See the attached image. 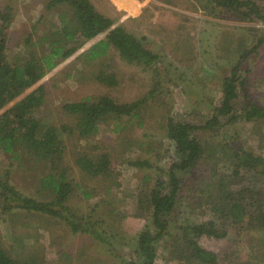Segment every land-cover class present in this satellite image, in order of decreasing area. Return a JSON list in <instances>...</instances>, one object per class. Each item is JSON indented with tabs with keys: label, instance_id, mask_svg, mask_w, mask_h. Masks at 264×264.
I'll use <instances>...</instances> for the list:
<instances>
[{
	"label": "trees",
	"instance_id": "obj_1",
	"mask_svg": "<svg viewBox=\"0 0 264 264\" xmlns=\"http://www.w3.org/2000/svg\"><path fill=\"white\" fill-rule=\"evenodd\" d=\"M200 1L210 11L220 9V12H229L240 21L264 22V5L255 0ZM46 8H61L51 31L36 35L37 26L32 27L23 40L21 52L12 54L8 48V31L13 9L10 5H0V153L7 155L8 166L19 163L25 155L30 156L29 160L35 164L40 163L44 167L38 178L40 191L50 192L53 197L39 200L26 196L12 184L8 167L0 175L1 212L24 211L57 218L72 233L90 236L116 257L124 258L123 250L128 248L135 256L122 259L124 264H155L161 241L173 233L171 246L179 250V264L186 261L218 264V255L200 244V238L204 236L224 239L234 232L240 234L241 229L254 228L258 231L257 241L264 247V157L242 145L231 146L229 140L225 146L214 147L215 153L212 154L213 146L198 138L199 131L264 119V105L247 102L235 109L239 103L238 87L244 88L240 66L264 43V34L260 33L251 48L238 54L230 73L223 78L221 92L207 119L194 123L167 117L165 132L171 143L156 142L157 146L165 145L163 153L169 158L164 169L153 165L144 156L133 158L136 149H142L145 143L131 137L130 129H126L143 126L142 114L148 94L128 102L117 100L119 98L109 92L86 96L63 105L71 123L56 125L38 119L46 94L41 79L100 35L103 37L81 53L90 62H104L112 50L120 60L138 67L147 68L162 60L158 53L145 46L142 39L98 11L91 0H48ZM183 44L187 46L186 41ZM183 52L185 50L181 49L180 53ZM95 78L109 86L118 84L116 74L101 67ZM122 119L125 120L122 122ZM105 124H113L111 130L120 141L121 148H117L116 152L122 155L129 153L130 159L121 161L127 162V166L153 168L157 173L148 191L140 186L138 193L127 199L135 209L134 215L144 220V224L129 239L105 228L104 219L94 216L99 205L106 207L107 214L116 211L115 207L107 206L109 203H103V199L87 212L74 210L69 204L70 198L75 195L82 200L91 199L98 194L96 186L109 190L113 182L110 179L112 155L101 144L94 147V153L84 147L74 153L73 166L67 165L62 160L65 144L61 133L75 132L80 140L89 141ZM146 144L151 146L153 140ZM171 146L172 152L169 150ZM145 151L148 152L147 149ZM204 158H212L216 163L198 175L197 168ZM150 177L146 174L143 180ZM89 182L96 186L90 187ZM242 186H247V193H239ZM191 191L195 193H189ZM198 209L212 217L191 221V216ZM178 210L181 211V221L173 224ZM250 262L252 259L248 258ZM0 264L44 263L39 257L26 259L14 256L0 245ZM80 264L86 263L81 260Z\"/></svg>",
	"mask_w": 264,
	"mask_h": 264
},
{
	"label": "rangeland",
	"instance_id": "obj_2",
	"mask_svg": "<svg viewBox=\"0 0 264 264\" xmlns=\"http://www.w3.org/2000/svg\"><path fill=\"white\" fill-rule=\"evenodd\" d=\"M91 1L98 11L112 18L116 25L125 26L137 38L142 39L145 46L158 53L162 60L147 68L138 67L120 60L112 50L104 62H90L81 53L103 37L100 35L41 79L46 94L37 117L42 122L56 125L71 123L62 108L67 102L107 92L121 102L148 94V102L142 114L143 126H129L126 129H130L131 137L145 143L143 150L136 149L133 158L144 156L153 165L165 169L169 159L163 153L165 145L157 146L156 142L171 143L165 132L167 117L194 123H202L207 119L221 92L223 78L230 73L238 54L251 48L260 33L264 34V22L240 21L229 12H220V9L210 11L200 0ZM255 1L264 5V0ZM47 2L48 0H0V5H10L13 9L8 31L9 52H21L23 40L32 27L37 26L36 35L46 30L51 31L56 14L61 8L47 9ZM180 40L183 43L186 41L187 46ZM181 49L185 50L183 54L180 53ZM100 67L109 73H115L118 84L109 86L99 82L95 75ZM239 73L244 81V88L240 85L238 87L239 103L235 105V109L247 102L264 105V43L241 64ZM111 127L113 124L103 125L97 136L89 141L80 140L75 132L61 133L65 144L62 160L67 165L73 166L74 153L84 147L94 153V147L101 144L112 155L110 179L113 182L109 185V190L105 191L101 186L89 182L90 187L96 186L98 194L89 200H82L75 195L70 198L69 204L74 210L87 212L92 205L103 199V203H109L107 206L115 207L116 211L107 214L106 207L99 205L95 208L94 216L104 219L105 228L118 233L119 237L129 239L144 224V220L134 215L135 209L127 199L138 193L140 186L148 191L157 173L153 168L127 166V162L121 161L130 159V156L129 153L122 155L116 152L121 146ZM198 138L213 146L212 154L215 153L214 147L225 146V142L229 140L231 146L242 145L264 157V119L199 131ZM150 140H153V144L147 146L146 143ZM169 150L172 152V146ZM28 157L30 156L25 155L19 163L14 162L8 166L7 155L0 153V175L9 167L11 182L19 191L39 200H50L53 197L50 192L40 191L39 187L38 178L44 167L40 163L35 164ZM214 163L216 161L213 162L212 158H204L196 174L200 175ZM146 174L151 177L144 181ZM246 187L242 186L239 193H247ZM181 217V211L178 210L172 223H178ZM211 217L208 212L198 209L190 219L202 221ZM241 230L240 234L234 232L224 239L201 237L200 244L218 255V264H264V247L257 241L258 231L254 228ZM172 235L161 241L155 264H179V250L171 246L174 239ZM0 245L14 256L26 259L39 257L44 264H80L81 260L86 264H124L122 259L135 256L125 248L124 258L116 257L90 236L72 233L59 219L24 211L2 213L0 210ZM81 256L83 258L79 259ZM248 258L252 262L248 263ZM183 264L197 263L186 261Z\"/></svg>",
	"mask_w": 264,
	"mask_h": 264
}]
</instances>
